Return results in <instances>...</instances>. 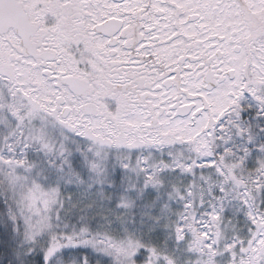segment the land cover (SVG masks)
I'll return each mask as SVG.
<instances>
[{"label": "snow or ice", "instance_id": "1", "mask_svg": "<svg viewBox=\"0 0 264 264\" xmlns=\"http://www.w3.org/2000/svg\"><path fill=\"white\" fill-rule=\"evenodd\" d=\"M0 264H264V0H0Z\"/></svg>", "mask_w": 264, "mask_h": 264}]
</instances>
